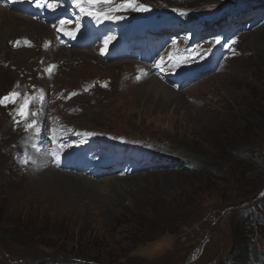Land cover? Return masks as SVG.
Wrapping results in <instances>:
<instances>
[{
	"label": "rangeland",
	"instance_id": "obj_1",
	"mask_svg": "<svg viewBox=\"0 0 264 264\" xmlns=\"http://www.w3.org/2000/svg\"><path fill=\"white\" fill-rule=\"evenodd\" d=\"M33 1L32 10L50 1L55 18L42 22L0 6V98L19 93L15 104L0 105V264H228L248 240L264 254L261 222L245 231L239 223L241 204L264 196V14L230 17L259 0H113L89 9L91 21L110 22L94 28L100 39L88 48L75 46L89 41L88 31L85 39L70 35L63 48L52 31L64 17L58 28L66 32L83 3ZM110 23H132L125 34L131 47L157 43L160 53L139 81L133 64L141 61L109 57L113 47L102 56L104 41L117 34ZM138 26L146 30L133 37ZM150 27L160 30L149 34ZM181 50L201 59L196 81L184 88L169 79L187 67ZM50 65L58 72L47 81ZM55 87L50 121L34 111L30 123L11 122L8 112L22 95L37 90L47 98ZM29 130L31 141V134L23 141ZM22 141L43 157L32 156L29 173L13 159ZM125 141L128 149L118 153ZM136 144L195 164L155 167L134 157ZM235 146L257 157L242 164ZM203 165L221 178L201 173ZM257 210L264 214V205ZM12 223L29 235L14 233Z\"/></svg>",
	"mask_w": 264,
	"mask_h": 264
},
{
	"label": "trees",
	"instance_id": "obj_2",
	"mask_svg": "<svg viewBox=\"0 0 264 264\" xmlns=\"http://www.w3.org/2000/svg\"><path fill=\"white\" fill-rule=\"evenodd\" d=\"M260 3L264 4V1H250L249 3ZM234 154L236 157L241 158L240 163L243 164V162L247 163V160H253L257 157V155L250 149L246 148H240L235 146ZM248 155V159H244V156ZM244 159V160H243ZM238 161V160H237ZM176 165L180 164H186L188 167L191 165H194L195 163L192 160H187L185 158H177L175 159ZM236 163V161H235ZM244 163V164H245ZM236 164H239L236 163ZM241 164V165H242ZM262 165L264 166V162L262 161ZM244 169V168H243ZM201 173L209 174L212 177L221 178V174H219L214 167H209V165H203L201 169H198ZM247 170V168H246ZM247 172V171H246ZM245 172V173H246ZM246 175V174H245ZM224 178V177H223ZM248 178V177H247ZM247 178L242 179L241 181H245ZM240 179L236 180L239 181ZM264 190V188H262ZM255 197V196H254ZM256 199V200H255ZM258 205H264V196L259 195L258 197L252 198L251 201L245 202L241 204L242 208L239 209H245V213L243 215V219L240 220L239 223H241V229L243 231L246 230L247 227H254L257 222H261V226H264V214L261 213L259 210H257ZM256 222V223H255ZM255 223V224H254ZM14 226L13 231L16 234H22L25 232H21L20 228L24 227L23 224L20 223H12ZM26 235H29V233H25ZM18 236V235H16ZM28 237V236H27ZM33 238V237H32ZM37 244H39V240H35ZM94 244L91 246L92 251H94ZM98 252L96 256H98ZM79 257V256H77ZM79 260H76V258L69 263H61V264H78ZM228 264H264V254L256 248L250 241L248 240L243 245H241L233 254L232 261Z\"/></svg>",
	"mask_w": 264,
	"mask_h": 264
},
{
	"label": "snow or ice",
	"instance_id": "obj_3",
	"mask_svg": "<svg viewBox=\"0 0 264 264\" xmlns=\"http://www.w3.org/2000/svg\"><path fill=\"white\" fill-rule=\"evenodd\" d=\"M81 2H87L88 4H96V3H99L100 0H77V5H79ZM104 2L107 3L108 0H104ZM129 6H131V3L129 4ZM116 10H119V9H116ZM141 10H147V9H144L143 6H141ZM105 18L107 19L110 17L106 16ZM63 23L64 22L61 21V24H63ZM67 34H71V33H67ZM110 41H111V38L104 41L105 47H107V45L110 43ZM217 43H219V41H217ZM18 98H19V93H16V92L10 93L8 96L0 98V105H6L7 103L15 104ZM30 104H31V101L29 99L25 98L23 104H21V106L19 108L18 114L21 116L34 115V113H30V111L26 112V110H28L30 108Z\"/></svg>",
	"mask_w": 264,
	"mask_h": 264
},
{
	"label": "bare ground",
	"instance_id": "obj_4",
	"mask_svg": "<svg viewBox=\"0 0 264 264\" xmlns=\"http://www.w3.org/2000/svg\"><path fill=\"white\" fill-rule=\"evenodd\" d=\"M11 2H13V1H11ZM11 5V4H10ZM13 5V4H12ZM21 9H24V11H26V9L25 8H21ZM25 21V20H24ZM27 23H28V21H26ZM32 27H33V25H31ZM36 28V27H35ZM37 29V28H36ZM59 56V55H58ZM39 159H37V161H38ZM41 161V160H40ZM39 161V162H40ZM37 163V165L39 164L40 165V163ZM44 162V161H43ZM49 163V165L51 164V161L50 162H48ZM46 165V162H44V164L43 165H41V166H45ZM47 167V166H46ZM47 168H50V167H47ZM53 168V167H52ZM54 169V168H53ZM53 169H48V170H50V171H52ZM32 170V169H31ZM33 173V171L31 172V174Z\"/></svg>",
	"mask_w": 264,
	"mask_h": 264
},
{
	"label": "water",
	"instance_id": "obj_5",
	"mask_svg": "<svg viewBox=\"0 0 264 264\" xmlns=\"http://www.w3.org/2000/svg\"><path fill=\"white\" fill-rule=\"evenodd\" d=\"M111 1H112V0H108L107 3H110ZM100 2H101V3H105L104 0H100ZM100 2H99V3H100Z\"/></svg>",
	"mask_w": 264,
	"mask_h": 264
}]
</instances>
